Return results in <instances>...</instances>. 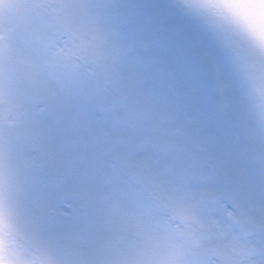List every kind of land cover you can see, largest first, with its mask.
I'll use <instances>...</instances> for the list:
<instances>
[{
	"label": "snow or ice",
	"instance_id": "1",
	"mask_svg": "<svg viewBox=\"0 0 264 264\" xmlns=\"http://www.w3.org/2000/svg\"><path fill=\"white\" fill-rule=\"evenodd\" d=\"M19 7L0 28V264H264V2Z\"/></svg>",
	"mask_w": 264,
	"mask_h": 264
},
{
	"label": "rangeland",
	"instance_id": "2",
	"mask_svg": "<svg viewBox=\"0 0 264 264\" xmlns=\"http://www.w3.org/2000/svg\"><path fill=\"white\" fill-rule=\"evenodd\" d=\"M162 2V0H161ZM20 0H0V28H17L19 25L22 24L25 18V12L22 8L19 7ZM173 13L176 16H179L189 23H192L194 25L199 26V22L186 14L183 10L181 9H173ZM221 223H225L223 219H221ZM233 231H237V226L233 225L232 226ZM199 234V229L198 227L193 224L192 225V231L190 234L186 237L185 240V246L184 250L187 252L189 256H195L199 252V242L197 240V236ZM254 239V237L249 238ZM248 246L247 241H241L240 242V248L242 250H246ZM213 260L215 261V264H221V259L218 256H213Z\"/></svg>",
	"mask_w": 264,
	"mask_h": 264
},
{
	"label": "clouds",
	"instance_id": "3",
	"mask_svg": "<svg viewBox=\"0 0 264 264\" xmlns=\"http://www.w3.org/2000/svg\"><path fill=\"white\" fill-rule=\"evenodd\" d=\"M238 2H249V0H238ZM252 2L261 3L264 2V0H252Z\"/></svg>",
	"mask_w": 264,
	"mask_h": 264
}]
</instances>
